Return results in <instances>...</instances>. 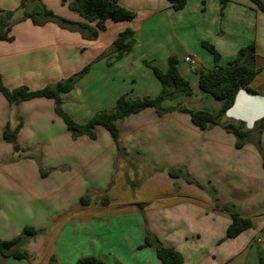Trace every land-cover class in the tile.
<instances>
[{
    "label": "crops",
    "instance_id": "1",
    "mask_svg": "<svg viewBox=\"0 0 264 264\" xmlns=\"http://www.w3.org/2000/svg\"><path fill=\"white\" fill-rule=\"evenodd\" d=\"M43 1L60 16L84 21L62 0ZM20 2L0 0V9L16 10ZM119 3L137 17L129 22L108 20L106 31L96 40L54 23L16 24L11 33L14 41L0 40L5 86L41 90L91 65L75 89L62 95L64 111L83 124L101 111L112 110L121 96L132 100L158 96L161 83L144 61L166 71L168 58L176 55L194 95L166 101L164 106L217 114L223 102L199 87L197 71L216 66L202 42L216 47L220 66H227L242 47L255 43L259 73L249 86L254 93L242 88L223 117L254 128L264 116V12L251 0H228L223 15L221 0H188L179 12L167 0ZM156 18L170 25V33L180 34L177 46H155L152 35L161 28ZM126 29L135 32L136 45L121 60L110 61L106 54ZM147 32L149 39H145ZM152 46L159 52H153ZM188 56L191 62H186ZM20 118L23 126L17 144L8 143L6 127L8 123L15 127ZM118 128L120 145L130 154L121 162L116 142L103 127L97 128L96 140L86 135L73 139L55 111L54 100L37 98L11 106L0 93V239L11 240L27 226L44 231L26 245L33 258L30 263L10 258L5 264H49L52 257L59 264H77L88 256L105 264H162L154 247L142 248L146 221L165 246L183 254L184 264H260L264 165L253 142L256 134L237 148L236 136L220 126L200 130L188 113L174 111L161 117L154 108L119 121ZM261 141L264 150V132ZM40 153L44 168L54 169L47 177H42L36 160L27 157ZM179 169H186L195 183L169 175ZM118 174L126 176L120 183L129 193L126 198L113 193ZM90 190L94 200L109 196L110 204L80 207ZM218 202L235 205L256 226L227 239L231 216ZM137 204L144 205V214Z\"/></svg>",
    "mask_w": 264,
    "mask_h": 264
},
{
    "label": "trees",
    "instance_id": "2",
    "mask_svg": "<svg viewBox=\"0 0 264 264\" xmlns=\"http://www.w3.org/2000/svg\"><path fill=\"white\" fill-rule=\"evenodd\" d=\"M170 7L176 11L185 9L188 0H167ZM262 12H264L263 0H251ZM228 0H221V14ZM63 5L78 13L84 21H74L58 15L54 10L49 8L43 0H21L19 8L16 10L0 9V40L12 42L14 36L11 34L13 27L23 21H31L35 26H45L48 23H54L62 29L78 32L86 40L98 39L101 32L106 31L107 21L129 22L133 21L137 14L122 5L119 0H62ZM94 24V26H93ZM136 45L135 32L126 29L121 32L113 42L110 50L106 55L110 56V61H119L125 55L131 53ZM202 46L209 51L215 60L216 66L213 69H199V87L200 90L223 102L219 113L214 114L206 110L193 111L187 107L172 106L165 107L164 102L172 101L179 97H192L194 95L190 81L184 77L179 67V58L171 55L168 58V69L163 71L150 61H144L156 78L161 83V91L156 97H144L136 100L128 98L126 95L121 96L116 106L110 111H101L95 114L88 122L78 123L69 116L63 109L62 95L75 89L76 84L89 71L91 65L86 66L80 72L74 74L68 79L59 81L55 84L48 85L41 90H30L27 86H20L15 89H9L3 82L0 74V93L6 98L11 106H16L22 102L30 101L37 98H48L55 101V111L60 116L68 130L71 132L73 139L81 136H88L93 140L98 138L97 128L106 129L117 144L118 160L130 155L126 149L120 145V132L118 122L122 121L133 114H137L145 109L154 108L159 116H164L174 111L188 113L194 126L200 130H206L212 126H220L229 133L236 136L237 148L251 139L252 134H256L253 140L258 148L264 165V150L262 147V133L264 132V117L258 120L253 129H249L243 121H223L226 112L231 109L236 101L238 92L242 88H247L250 93L254 91L249 87L251 82L256 78L259 69L256 67L257 51L256 44L251 43L242 47L238 51L236 60L230 62L227 66H220L221 55L216 47L208 41H203ZM23 126L22 118L18 124L12 127L8 123L4 132V138L8 143L17 144V137ZM27 150H22L25 152ZM28 158H34L38 162L42 177H47L54 169H45L42 162V154L36 156L27 155ZM169 175L172 178H184L189 183H195L186 169L170 170ZM110 197L105 195L101 200H94L91 196V190L80 200V207H89L92 205L108 206ZM217 206L226 211L231 216V224L226 233L227 239H234L245 231L256 226V222L252 218L243 217L236 209L235 205H222L219 202ZM138 209L143 213L144 205L137 204ZM34 227L27 226L22 233L11 240L0 239V255L2 261L0 264L14 258L16 260L31 261L32 256L25 246L28 242L43 233ZM143 247H154L157 252L158 259L162 264H184L185 258L181 252L174 248L165 246L159 238L153 235L146 221V235ZM49 264H59L52 257ZM77 264H105L101 259L93 256L80 258ZM260 264H264V256L260 258Z\"/></svg>",
    "mask_w": 264,
    "mask_h": 264
},
{
    "label": "rangeland",
    "instance_id": "3",
    "mask_svg": "<svg viewBox=\"0 0 264 264\" xmlns=\"http://www.w3.org/2000/svg\"><path fill=\"white\" fill-rule=\"evenodd\" d=\"M50 1H54V0H50ZM44 2V1H43ZM47 5V4H46ZM48 6V5H47ZM19 8V7H18ZM17 8V9H18ZM53 10V9H52ZM60 15V14H58ZM156 21H157V24L161 26V28L155 32L152 36L156 38V44L155 46H157V48H159L160 46L161 47H174V46H177L178 42L180 41L179 38H180V34H179V37L176 36L174 34V32L171 30V33H170V25H167V24H164V21L161 19V18H156ZM167 23V22H166ZM149 24L146 25V28H147V31L149 30ZM148 38L149 39V35H148V32L147 34L145 35V39ZM153 48V52H159V49L155 48L154 46H152ZM182 65H183V62L180 61V69L182 68ZM264 117V116H263ZM261 117V118H263ZM260 118V119H261ZM259 120V119H258ZM15 150V149H14ZM34 159V158H32ZM123 158H120V162ZM36 160V159H34ZM37 162V161H36ZM38 164V162H37ZM126 176H124L123 174H118V179L119 181L117 182L115 188L113 189V193L114 194H119L118 196H121V197H128L129 196V193L125 192L121 186L120 183H124V181H126ZM145 209V208H144ZM144 214V212H143ZM35 239V238H33ZM25 250L26 249V246L24 248ZM28 251V250H27ZM30 254V253H29ZM33 260V258L31 259V261ZM243 260L242 258L239 259L238 261H241ZM0 261H2V258L0 257ZM31 261H27V260H22L21 262H24V263H30Z\"/></svg>",
    "mask_w": 264,
    "mask_h": 264
},
{
    "label": "built area",
    "instance_id": "4",
    "mask_svg": "<svg viewBox=\"0 0 264 264\" xmlns=\"http://www.w3.org/2000/svg\"><path fill=\"white\" fill-rule=\"evenodd\" d=\"M186 62H191L192 61V58L190 56L186 57L185 58Z\"/></svg>",
    "mask_w": 264,
    "mask_h": 264
},
{
    "label": "water",
    "instance_id": "5",
    "mask_svg": "<svg viewBox=\"0 0 264 264\" xmlns=\"http://www.w3.org/2000/svg\"><path fill=\"white\" fill-rule=\"evenodd\" d=\"M15 149H16V151H18V150H19V148H18V147H16Z\"/></svg>",
    "mask_w": 264,
    "mask_h": 264
}]
</instances>
